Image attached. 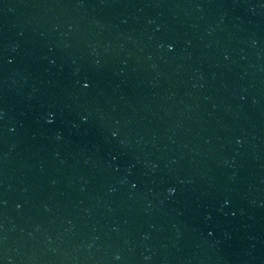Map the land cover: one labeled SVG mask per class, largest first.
I'll return each instance as SVG.
<instances>
[{
    "label": "water",
    "instance_id": "1",
    "mask_svg": "<svg viewBox=\"0 0 264 264\" xmlns=\"http://www.w3.org/2000/svg\"><path fill=\"white\" fill-rule=\"evenodd\" d=\"M0 264H264V0H0Z\"/></svg>",
    "mask_w": 264,
    "mask_h": 264
}]
</instances>
